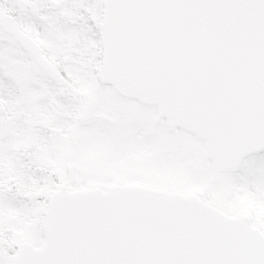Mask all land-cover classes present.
<instances>
[{
	"label": "snow or ice",
	"instance_id": "1",
	"mask_svg": "<svg viewBox=\"0 0 264 264\" xmlns=\"http://www.w3.org/2000/svg\"><path fill=\"white\" fill-rule=\"evenodd\" d=\"M0 264H264V0H0Z\"/></svg>",
	"mask_w": 264,
	"mask_h": 264
}]
</instances>
